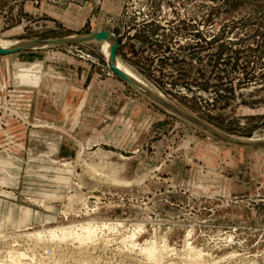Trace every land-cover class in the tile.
Segmentation results:
<instances>
[{
  "label": "rangeland",
  "instance_id": "374dc122",
  "mask_svg": "<svg viewBox=\"0 0 264 264\" xmlns=\"http://www.w3.org/2000/svg\"><path fill=\"white\" fill-rule=\"evenodd\" d=\"M102 31L166 102L264 138V0H0L1 41ZM18 263L264 264V148L140 95L98 43L0 55V264Z\"/></svg>",
  "mask_w": 264,
  "mask_h": 264
},
{
  "label": "water",
  "instance_id": "95a60500",
  "mask_svg": "<svg viewBox=\"0 0 264 264\" xmlns=\"http://www.w3.org/2000/svg\"><path fill=\"white\" fill-rule=\"evenodd\" d=\"M88 42H95L98 44H101L102 42L111 43L109 65H108L109 70L112 71L120 80H122L125 84H127L129 87H131L134 91H136L140 95L156 103L157 105L163 107L164 109L170 111L171 113L177 115L178 117L182 118L191 125L206 131L208 134H210L211 136L215 137L220 141L240 147L264 148V142H247V141H243V139L228 136L221 132L215 131L211 127L205 125L204 123H201L200 121L196 120L195 118L191 117L190 115L176 108L172 104L166 102L165 100L159 98L158 96L152 94L151 92L147 91L146 89L138 85L135 81H133L128 76H126L118 68L117 58H116V52L118 48L117 40L108 31H102L86 36L67 37L62 39L32 40L28 42H23L21 45H18L17 47H14L12 49H3L0 47V55H12L24 51L57 47V46L76 45V44L88 43Z\"/></svg>",
  "mask_w": 264,
  "mask_h": 264
},
{
  "label": "bare ground",
  "instance_id": "6f19581e",
  "mask_svg": "<svg viewBox=\"0 0 264 264\" xmlns=\"http://www.w3.org/2000/svg\"><path fill=\"white\" fill-rule=\"evenodd\" d=\"M23 42H9V41H1L0 40V47L3 48V49H12L14 47H17L18 45H21ZM101 49L102 51L104 52V55H105V58H106V63H107V66L109 65V55H110V47H111V43L109 42H102L101 44ZM117 66L118 68L126 75L128 76L129 78H131L133 81H135L138 85H140L141 87H143L144 89H146L147 91L151 92L152 94L158 96L159 98L163 99L157 92L153 91L152 89H150L148 86L144 85L142 82H140L137 78H135L131 73L128 72V70H126L125 68H123L117 61ZM164 100V99H163ZM243 141H247V142H264V138L262 139H243ZM81 153V152H80ZM92 171V170H91ZM100 175V174H99ZM88 224V223H87ZM103 224V223H102ZM82 225V224H81ZM85 225V224H84ZM89 225V224H88ZM114 225V224H113ZM123 225V224H122ZM74 226V225H73ZM80 226V225H79ZM92 226V225H91ZM91 226H85V227H82L81 226V231L82 233H85L86 235L88 236H92L93 235V229ZM117 226V225H116ZM130 226V225H129ZM68 228V227H67ZM80 228V227H79ZM94 228V227H93ZM105 228V227H103ZM108 228V227H107ZM137 228V227H136ZM75 229V228H74ZM78 229V228H77ZM52 231H49L47 232V234L49 235V237L51 239H53L54 237H56V232H54L53 229H51ZM59 230V229H58ZM57 230V231H58ZM73 230V229H72ZM76 230V229H75ZM101 230V229H100ZM67 230H65V228H60L59 232H57L58 235H65L67 233H69L68 231L66 232ZM46 232V231H45ZM42 233V232H41ZM41 233H36V234H32V236L36 237V238H40V235ZM45 234V233H43ZM62 239H65L64 237H62ZM60 241V240H59ZM64 241V240H63ZM190 250V249H189ZM155 250L153 248H149L148 250H146V256L147 258H149L150 260L154 259L155 260ZM190 254V253H189ZM19 255V254H18ZM12 255H10L11 257ZM21 256H23L21 254ZM13 257V256H12ZM20 257V255H19ZM155 257V258H154ZM146 258V259H147ZM13 259H16L13 258ZM157 259V258H156ZM17 260V259H16ZM15 261V260H13ZM16 263V262H15ZM19 264V263H18Z\"/></svg>",
  "mask_w": 264,
  "mask_h": 264
},
{
  "label": "crops",
  "instance_id": "0c3cea01",
  "mask_svg": "<svg viewBox=\"0 0 264 264\" xmlns=\"http://www.w3.org/2000/svg\"><path fill=\"white\" fill-rule=\"evenodd\" d=\"M111 34V33H110ZM112 35V34H111Z\"/></svg>",
  "mask_w": 264,
  "mask_h": 264
}]
</instances>
